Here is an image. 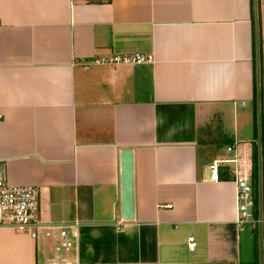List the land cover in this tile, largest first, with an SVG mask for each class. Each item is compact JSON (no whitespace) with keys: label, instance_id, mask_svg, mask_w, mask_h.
I'll list each match as a JSON object with an SVG mask.
<instances>
[{"label":"crops","instance_id":"1","mask_svg":"<svg viewBox=\"0 0 264 264\" xmlns=\"http://www.w3.org/2000/svg\"><path fill=\"white\" fill-rule=\"evenodd\" d=\"M131 51L152 60L92 61ZM0 112V178L78 222L81 261L264 264V225L234 220L231 172L252 186L256 159L264 219V0H0ZM0 264H34L30 237L0 226Z\"/></svg>","mask_w":264,"mask_h":264},{"label":"built area","instance_id":"2","mask_svg":"<svg viewBox=\"0 0 264 264\" xmlns=\"http://www.w3.org/2000/svg\"><path fill=\"white\" fill-rule=\"evenodd\" d=\"M152 60L151 53L131 51L101 54L93 57L95 63L134 64ZM2 113L0 112V119ZM231 146H227L229 150ZM231 157H218L208 163L210 178H218V167L222 163L235 162ZM234 174V220L237 223L248 222L251 227L264 225L259 210L255 209V200L249 177ZM75 219H51L41 215L39 189L33 184H10L0 178V226H8L27 234L34 248V264H89L79 259L76 245L77 234ZM186 247L194 248L193 235L186 238ZM97 264V263H96Z\"/></svg>","mask_w":264,"mask_h":264},{"label":"water","instance_id":"3","mask_svg":"<svg viewBox=\"0 0 264 264\" xmlns=\"http://www.w3.org/2000/svg\"><path fill=\"white\" fill-rule=\"evenodd\" d=\"M259 164V162H258ZM259 175V166H258ZM121 198L120 211L123 218L132 216V159L131 150L123 148L120 151Z\"/></svg>","mask_w":264,"mask_h":264},{"label":"trees","instance_id":"4","mask_svg":"<svg viewBox=\"0 0 264 264\" xmlns=\"http://www.w3.org/2000/svg\"><path fill=\"white\" fill-rule=\"evenodd\" d=\"M251 177H252V186H253V192H254V197H255L257 193V165H256L255 158H253L252 160Z\"/></svg>","mask_w":264,"mask_h":264},{"label":"rangeland","instance_id":"5","mask_svg":"<svg viewBox=\"0 0 264 264\" xmlns=\"http://www.w3.org/2000/svg\"><path fill=\"white\" fill-rule=\"evenodd\" d=\"M247 223L243 224L244 228L247 229V226H246Z\"/></svg>","mask_w":264,"mask_h":264}]
</instances>
